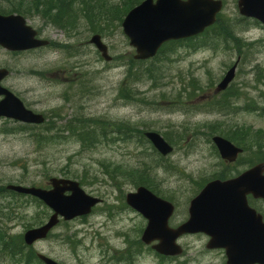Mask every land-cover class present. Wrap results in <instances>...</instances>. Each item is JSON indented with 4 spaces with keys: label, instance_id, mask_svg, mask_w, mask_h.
Listing matches in <instances>:
<instances>
[{
    "label": "rangeland",
    "instance_id": "374dc122",
    "mask_svg": "<svg viewBox=\"0 0 264 264\" xmlns=\"http://www.w3.org/2000/svg\"><path fill=\"white\" fill-rule=\"evenodd\" d=\"M32 1L0 0V11L22 3L18 7L27 16L20 15L52 43V49L18 55L0 49V68L11 74L5 87L46 118L39 127L0 122V264H13L12 255L3 252L6 242L18 250L26 231L44 225L51 216L38 200L16 195L8 187L46 188L51 178L64 175L79 181L103 203L87 217L60 221L47 239L28 247L27 252L44 254L60 264H158L161 260L149 250L138 257L144 251L140 242L146 225L125 198L139 185L135 173L145 179L143 186L176 202L181 215L198 183L226 179L264 161L260 148L264 145V116L248 108L253 101L264 104V88L257 83L258 73L264 72V27L242 21L237 0H223L222 19L229 36L209 33V46L199 51L184 45L167 60L147 61L143 68L158 69L159 83L155 86L142 75L136 80L132 72L136 82L127 85L131 98L124 100L119 91L124 81L129 82L128 63L135 52L121 25L113 21L106 28L109 23L100 20L103 32L93 33L81 15L70 36L47 24ZM96 34L107 45L112 62H105L89 44ZM57 44L65 48L55 47ZM197 44L204 45L202 41ZM233 65L237 70L229 89L237 99L229 105L232 110L222 113L217 103L224 94L219 96L215 88ZM194 89L199 91L194 94ZM69 125L85 131L95 128L98 142L82 148L67 130ZM147 131L163 137L168 134L177 141L164 161L152 154V145L143 137ZM233 131L237 132L230 135L235 138L233 143L242 145L245 152L227 165L212 138H226ZM138 141L145 143L139 146ZM163 164L177 171L161 168ZM205 243L200 237L184 238V253L177 262L218 264L217 255L203 251ZM170 259L166 264H172Z\"/></svg>",
    "mask_w": 264,
    "mask_h": 264
},
{
    "label": "water",
    "instance_id": "95a60500",
    "mask_svg": "<svg viewBox=\"0 0 264 264\" xmlns=\"http://www.w3.org/2000/svg\"><path fill=\"white\" fill-rule=\"evenodd\" d=\"M221 0H145L132 9L122 23L123 32L136 50L135 59L147 60L154 57L160 47L169 41L197 36L212 26L221 12ZM239 14L258 20L264 24V0H238ZM36 32L25 25L20 16L0 15V46L9 51H26L47 46V41L36 38ZM90 44L109 61L108 49L99 35H94ZM236 65L224 76L218 85V91L225 90L235 77ZM8 71L0 69V96L6 98L0 102V118H11L27 123L41 124L44 117L24 108L20 100L1 87V81ZM145 136L163 156L170 154L173 148L155 132ZM223 160L235 162L242 150L230 141L214 137ZM264 163L252 167L240 176L209 183L191 202L189 220L171 229L168 221L173 213V205L139 187L136 192L126 196L127 204L141 213L148 221L142 235L145 244L158 241L152 248L164 256H177L182 250L177 239L184 234L204 232L212 235L211 247L224 248L228 257L227 264H264V225L255 224L256 216L247 205V195L264 198ZM52 189L36 187L9 186L19 194L31 195L40 199L53 215L48 222L28 230L24 234L26 245L45 239L48 233L62 218L70 221L87 216L100 199L85 193L79 183L65 179H50ZM258 220V219H257ZM256 220V221H257ZM215 229L216 234L212 231ZM45 264H59L39 255Z\"/></svg>",
    "mask_w": 264,
    "mask_h": 264
},
{
    "label": "trees",
    "instance_id": "16d2710c",
    "mask_svg": "<svg viewBox=\"0 0 264 264\" xmlns=\"http://www.w3.org/2000/svg\"><path fill=\"white\" fill-rule=\"evenodd\" d=\"M141 1L142 0H119L118 4H110L108 0H33L32 3L35 4L37 8H39L38 10H40L39 12L44 19L51 22L56 28L62 31H66L70 36H74V34L71 32H73V30L75 29V20L79 19L81 15L85 16V18L87 19L89 30H92L93 33H99L103 32L100 20H106V22L109 23L106 24V28H109L110 23H112L113 21H116L117 23H119V25H121V22L127 12L135 5L139 4ZM18 6L22 7V3H18V5L14 6V10L18 13L24 12ZM77 14H80V16L77 17ZM241 20L246 21L245 19ZM253 25L258 24L254 23ZM227 27V24L222 19V14H219L217 23L214 26L206 29V31L201 36L185 41L171 42L164 45L160 50L158 56L153 61L159 62L167 60L170 54H174L177 52L179 46L186 45L193 52L199 51L206 45L209 46V43H207L208 41H206V39H208L209 37V33H213L217 36H221L222 33H225L227 36H229L230 32L228 31ZM201 41L204 45L197 44V42ZM161 56L163 59H161ZM146 63L147 62H137L131 59L128 63V76L131 75L132 72H134L133 77H135L136 80H138L139 75H142L146 79L154 82L156 86L161 79L158 74V69H156L154 66L150 68H143ZM128 81V84L125 81L121 84L119 91L120 96L124 100H129L131 98V96L127 94V85L130 86L131 82H136L132 78V75L128 78ZM257 83L264 88V72H262L261 70L260 73H258ZM194 87L196 86L194 85ZM198 91V89H194V94ZM231 92V89H228V91L224 93V96H222L218 101L217 109L219 112L224 113L232 110L233 107H229V105H231L232 103L231 98L237 96L232 94ZM261 95L264 97V92H261ZM248 108L251 110V112H258L259 114H261V116H264V104L258 107L256 101H253L252 105H249ZM46 130L47 132H49L50 129ZM67 130L71 132L72 136L75 135L77 137L78 142L81 144L82 148L90 147V143L98 142L95 128H92L91 131H85L83 127L78 129L75 126L69 125ZM118 131L120 132V130ZM230 135L236 136L237 132L233 131L230 134L228 133L226 136V139L230 140L231 142H236L235 138ZM164 138L170 144L176 145L177 141L171 139L168 134H164ZM120 140H122V138H120ZM113 141L114 140L112 139V141L110 142L113 143ZM181 141L182 140L180 139V142ZM144 143L145 142L143 141H138L139 146H143ZM240 146L242 147V145ZM260 148L264 149V145L260 146ZM151 149L153 148L151 147ZM155 153L156 152L154 150L152 154ZM162 160L164 161V158ZM163 167L166 170L176 171V168H173L172 165L163 164ZM63 173L67 174L65 171H63ZM135 175L138 176L136 180L139 179L138 181H136V183L142 184L145 180L143 179V176H139L136 173ZM64 176L67 177L66 175ZM147 180H149V182L151 181L150 178H148ZM112 181H115V178H113ZM1 238L2 237H0V239ZM11 245V242L5 243V246H8L10 249L8 251L10 252V255H12L10 259L13 264H32L33 258H29L28 260L27 258H24L23 242L18 243V250L12 249Z\"/></svg>",
    "mask_w": 264,
    "mask_h": 264
},
{
    "label": "flooded vegetation",
    "instance_id": "af4514ba",
    "mask_svg": "<svg viewBox=\"0 0 264 264\" xmlns=\"http://www.w3.org/2000/svg\"><path fill=\"white\" fill-rule=\"evenodd\" d=\"M6 81H7V79L3 83L5 84ZM28 108H30V107H28ZM249 168L250 167H248L247 169H249ZM206 184L207 183L201 185L200 188L197 187V192L193 195V197L189 200V202L184 206V213L181 214V215H179V213H178V206H177L176 202L170 201L174 205V213H173V216L169 220V226L171 228H175L178 225H180V224L184 223L185 221H187V219L189 217L190 203L192 202L193 198L199 193V191ZM246 200H247L248 207L254 212V215L256 216V218L253 219L255 224L257 222L259 224L261 223V225L263 226L264 225V199L263 198H255L253 195L249 194V195H247V199ZM212 233L216 234L217 231L215 229H213ZM193 236L206 239V243L204 244L203 251L205 253H207V254L213 253V254L217 255L218 264H227L226 263L227 262V257H226V253H225L224 250H222V249L208 250L207 249V243L209 241V236L208 235H206L204 233H197V234H195ZM184 237L186 238V237H190V236H184ZM148 249L149 248L144 247V251L139 255V257L142 258V257L146 256L147 254L145 255V251L148 250ZM161 264H163V256H162Z\"/></svg>",
    "mask_w": 264,
    "mask_h": 264
}]
</instances>
